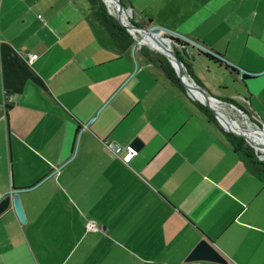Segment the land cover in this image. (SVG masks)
I'll return each instance as SVG.
<instances>
[{
    "label": "crops",
    "instance_id": "0c3cea01",
    "mask_svg": "<svg viewBox=\"0 0 264 264\" xmlns=\"http://www.w3.org/2000/svg\"><path fill=\"white\" fill-rule=\"evenodd\" d=\"M126 8L218 53L237 73L222 98L264 128V0ZM1 43L44 87L26 79L5 94L0 58V195L16 191L24 215L10 202L0 212V264H264V182L140 44L119 52L83 0H0ZM134 138L127 161L102 143ZM201 238L226 262L185 260Z\"/></svg>",
    "mask_w": 264,
    "mask_h": 264
},
{
    "label": "trees",
    "instance_id": "16d2710c",
    "mask_svg": "<svg viewBox=\"0 0 264 264\" xmlns=\"http://www.w3.org/2000/svg\"><path fill=\"white\" fill-rule=\"evenodd\" d=\"M85 1L88 3L90 13L93 16V18L105 30V32L108 34L111 41L113 42L115 48L119 52L126 50L128 47L132 45L133 43L132 36L124 29L123 26L119 25L115 21V19L106 11V7L102 2V0H85ZM120 1L124 7L127 6L128 0H120ZM106 5L111 11L109 5L107 3ZM164 37H167L170 40L171 49L173 50L175 55L181 60L185 69L191 75V77L193 78V80L197 85L201 86L199 81L192 74L190 68V62L194 57L201 59L204 62L215 64L217 66H222L223 69L228 71V73L230 74H237L236 70L230 65L226 64L225 61L222 59V57L215 51H212L210 49H201L189 43L188 41L178 36L172 35L170 33H164ZM137 50L141 54V56H143L151 64L157 67L162 73V75L171 84H174L181 90H185L184 87L178 81V78L176 77L169 62L162 54L156 52L155 50L149 48L144 44H140ZM0 58H1L2 85L5 94H12L19 92L22 88V84L24 80L26 79L33 81L40 87H44L42 80L25 64V62H23V60L20 57H18L15 54V52L7 44L4 43L0 44ZM12 65H17V67H20L22 69V72L15 79L9 80L11 78ZM243 76L244 74H241V77ZM188 98H190L203 111V113L206 115L209 121L216 123L215 118L204 105H202L199 101H197L192 97L188 96ZM221 100L238 107L243 113H248L240 104H238L231 98H222ZM224 125L227 128H230L234 131L241 133L233 126H229L226 124ZM234 125L239 127L247 135V132L243 127L239 126L238 124H234ZM222 132L226 141H228L229 145L231 146L232 150L237 152L241 156L245 167L249 171H251L258 179L264 182V158H258L257 154L254 153L252 148L249 147L240 136L234 135L230 132H226L223 130ZM256 133L259 136H262L261 131L256 130Z\"/></svg>",
    "mask_w": 264,
    "mask_h": 264
},
{
    "label": "water",
    "instance_id": "95a60500",
    "mask_svg": "<svg viewBox=\"0 0 264 264\" xmlns=\"http://www.w3.org/2000/svg\"><path fill=\"white\" fill-rule=\"evenodd\" d=\"M106 7V11L115 19V21L124 27V29L132 36L134 39V44H145L149 48L155 50L156 52L162 54L166 60L169 62L170 66L172 67L176 77L180 84L184 87L188 95L192 98L199 101L202 105H204L213 115L217 124L226 132H230L234 135L240 136L244 141L253 148L252 140H250L246 135L234 131L230 128H227L218 118L216 110L210 107L208 101L210 99H214L215 101L219 102L220 99L208 94L203 88L195 83L191 75L187 72L184 65L182 64L181 60L175 55L173 50L170 48L169 44L164 42L163 37H160L161 32H167L168 29L159 25V24H147L148 20H142L140 23H135L129 19L125 12V8L120 0H112L113 6L115 9V13H112L107 5L105 4L104 0H102ZM120 15L123 17H120ZM122 18V19H121ZM167 30V31H166ZM148 36L152 41H154L158 47H152L150 44L143 42L142 39ZM167 38V37H165ZM175 66L179 69V72H183L186 76L187 83L183 82L179 73L176 71ZM192 90L198 91L204 99L201 100L200 98L196 97ZM234 109L237 111H241L238 107L230 104ZM254 127L261 131L263 138H264V129L259 124L253 122ZM133 149H137L140 146V141L137 138H134L129 145ZM254 149V148H253ZM11 203V206L14 210V213L17 219L22 222L24 221V215L22 212V208L19 202V198L16 191H9L5 194L0 195V212L4 210L8 203ZM193 259H200V260H210L219 263H225L226 260L221 253L205 238H201L197 241L194 247L189 251L186 255L185 260H193Z\"/></svg>",
    "mask_w": 264,
    "mask_h": 264
},
{
    "label": "rangeland",
    "instance_id": "374dc122",
    "mask_svg": "<svg viewBox=\"0 0 264 264\" xmlns=\"http://www.w3.org/2000/svg\"><path fill=\"white\" fill-rule=\"evenodd\" d=\"M83 1H84V3H86L85 0H83ZM112 10H113V8L111 7V11ZM125 12H126L127 16L129 17V19L131 20L129 9L125 8ZM164 33L165 32H161L159 35H160V37H163L164 42L168 43L169 46H170V40L168 38L164 37ZM133 43H134V39H133ZM209 65L212 67L213 70H209V69L207 70L205 65L203 64L202 60L198 59L196 57H194L191 60V62H190V68H191L192 74L195 76V78L197 80L203 81L206 84H208V88L213 92L211 94L212 95L215 94L213 96H218V98L219 97L222 98L223 96H231V94L233 92V88L236 87V82L233 81V78L227 73V71L225 72L223 70H220L218 67H216L213 64L209 63ZM224 81L226 82V86L227 87H224V88L215 87V86H217V84H219V86H222L221 84ZM213 86L216 89H218V92L214 91ZM218 106H219V109L222 112H224L229 117V119H234V121L239 126L243 127L244 129L248 128V127L255 128L254 125H253V122L256 123V124H259L258 119L254 115H252L250 113H243L241 111H237L229 103H226L225 101H219L218 102ZM245 109H246L247 112H249L248 111V109H249L248 106H246ZM243 141H244V139H243ZM249 147H251V146H249ZM256 149L257 150H254L252 148L254 153L257 154V157L258 158H264V149L260 148V147H256Z\"/></svg>",
    "mask_w": 264,
    "mask_h": 264
},
{
    "label": "bare ground",
    "instance_id": "6f19581e",
    "mask_svg": "<svg viewBox=\"0 0 264 264\" xmlns=\"http://www.w3.org/2000/svg\"><path fill=\"white\" fill-rule=\"evenodd\" d=\"M104 2H106L109 7L113 8V12L115 13V9H114V6H113V2L112 0H104ZM105 3V4H106ZM120 17H122L120 15ZM123 18V17H122ZM121 18V19H122ZM143 42H146L148 44H151L152 47H158V45L152 41L148 36H146L145 38H143L142 40ZM175 69L176 71L179 73L181 79L183 82L187 83V79H186V76L183 72H179V69L177 68V66H175ZM193 93L195 94L196 97L200 98L201 100L204 99V97L196 90H192ZM208 104L210 105L211 108H213L214 110H216L217 112V115H218V118L220 119V121L226 125H229V126H233L235 127L238 131H240L242 134L246 135L243 131H241L236 125L234 124H237L234 119H229V117L224 113L222 112L220 109H219V106H218V102L215 101L214 99H210L208 101ZM220 105V104H219ZM228 118V119H226ZM246 132H247V137L252 140V145H253V148L254 150H257L256 147H260V148H263L264 149V138H263V135L262 136H259L257 133H256V128H252V127H248V128H245ZM259 131V130H258Z\"/></svg>",
    "mask_w": 264,
    "mask_h": 264
},
{
    "label": "built area",
    "instance_id": "2783aa9c",
    "mask_svg": "<svg viewBox=\"0 0 264 264\" xmlns=\"http://www.w3.org/2000/svg\"><path fill=\"white\" fill-rule=\"evenodd\" d=\"M39 17V15H37ZM35 57V54H31L29 55V58H33ZM103 145L105 146V148L110 151V153L115 154V155H120V158L122 161H127V159L130 157V155L132 154V148L129 146H122L120 144H118L115 141L112 140H107V139H103L102 140ZM122 152V153H121ZM84 226L86 229H96V225L92 220H86L84 223Z\"/></svg>",
    "mask_w": 264,
    "mask_h": 264
},
{
    "label": "flooded vegetation",
    "instance_id": "af4514ba",
    "mask_svg": "<svg viewBox=\"0 0 264 264\" xmlns=\"http://www.w3.org/2000/svg\"><path fill=\"white\" fill-rule=\"evenodd\" d=\"M165 33H167V32H165Z\"/></svg>",
    "mask_w": 264,
    "mask_h": 264
}]
</instances>
